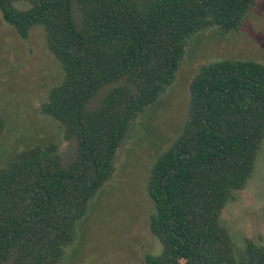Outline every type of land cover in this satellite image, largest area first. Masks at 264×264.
Returning a JSON list of instances; mask_svg holds the SVG:
<instances>
[{
	"label": "trees",
	"instance_id": "trees-1",
	"mask_svg": "<svg viewBox=\"0 0 264 264\" xmlns=\"http://www.w3.org/2000/svg\"><path fill=\"white\" fill-rule=\"evenodd\" d=\"M28 7L19 9L17 2ZM258 0H0L22 40L46 33L65 76L41 112L54 142L0 169V264H61L78 223L116 173L141 119L175 82L190 38L238 32ZM179 137L152 166L150 231L162 246L145 264H264L252 240L236 250L221 215L251 178L264 142V64L222 60L190 84ZM0 121V134L3 130Z\"/></svg>",
	"mask_w": 264,
	"mask_h": 264
},
{
	"label": "rangeland",
	"instance_id": "rangeland-1",
	"mask_svg": "<svg viewBox=\"0 0 264 264\" xmlns=\"http://www.w3.org/2000/svg\"><path fill=\"white\" fill-rule=\"evenodd\" d=\"M19 9L28 7L17 2ZM264 64V0L249 12L241 29L228 37L203 32L189 39L173 85L150 110L116 164L111 184L91 203L78 223L76 242L61 264H145L162 246L150 231L155 212L147 182L152 166L181 134L190 106V84L200 69L222 60ZM60 62L50 52L43 27L22 40L0 12V169L17 152L54 142L66 149L59 124L41 112L50 91L64 80ZM236 250L252 240L264 246V142L244 190L236 192L222 212Z\"/></svg>",
	"mask_w": 264,
	"mask_h": 264
}]
</instances>
